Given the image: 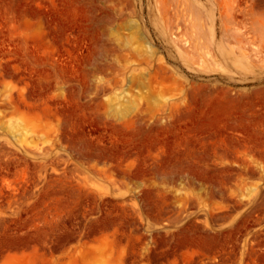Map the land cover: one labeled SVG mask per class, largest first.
<instances>
[{
  "label": "rangeland",
  "instance_id": "374dc122",
  "mask_svg": "<svg viewBox=\"0 0 264 264\" xmlns=\"http://www.w3.org/2000/svg\"><path fill=\"white\" fill-rule=\"evenodd\" d=\"M0 264H264V0H0Z\"/></svg>",
  "mask_w": 264,
  "mask_h": 264
}]
</instances>
